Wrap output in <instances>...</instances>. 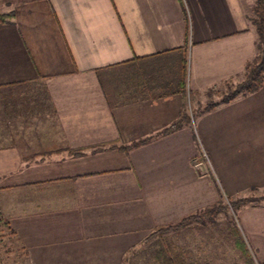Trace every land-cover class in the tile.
I'll use <instances>...</instances> for the list:
<instances>
[{
    "label": "crops",
    "instance_id": "obj_1",
    "mask_svg": "<svg viewBox=\"0 0 264 264\" xmlns=\"http://www.w3.org/2000/svg\"><path fill=\"white\" fill-rule=\"evenodd\" d=\"M252 4L0 0L11 13L0 22V222L24 264H155V227L220 193L264 190V76L255 92L190 115L255 55ZM182 61L184 96L174 91ZM181 112L190 121L155 135ZM235 219L264 264V199ZM212 220L170 230L186 229L192 249L164 234L192 264H244L229 228L230 260L209 244Z\"/></svg>",
    "mask_w": 264,
    "mask_h": 264
},
{
    "label": "trees",
    "instance_id": "obj_2",
    "mask_svg": "<svg viewBox=\"0 0 264 264\" xmlns=\"http://www.w3.org/2000/svg\"><path fill=\"white\" fill-rule=\"evenodd\" d=\"M11 17V13H0V22L6 21ZM250 24L253 26L256 41H255V55L248 60L242 72L233 78H228L222 82L223 90L218 91L219 97L215 100H208L204 105L196 111V113L206 112L214 109L219 104L228 103L237 96L246 95L253 93L260 88L263 82L264 76V0H253L251 7V14L247 17ZM180 71V77L176 82L174 91L184 96L185 89V71L184 62ZM212 89H207L204 95H208ZM190 94V93H188ZM195 113V114H196ZM191 116L194 115L191 111ZM190 121V116L181 112L174 122L168 127L158 131L155 135L163 134L178 128L182 123ZM154 135V136H155ZM151 137V136H150ZM149 136L137 141H133L127 145L118 146L117 149L123 152H127L133 147L147 141ZM104 144V143H103ZM100 144V145H103ZM85 148H79L77 150H70L69 152L73 155L83 154L82 150ZM99 149V148H98ZM55 151V150H48ZM260 199H264V195L260 196H243L235 199H228L226 205H222L218 201L210 206H206L194 213L188 214L181 217L174 223L159 225L155 227L149 235H155L156 249L154 251V262L155 264H192L187 257L185 249L176 246L173 241L164 233L168 230L179 228L192 221H205L212 220L216 213L225 210L227 207L232 211L237 210L240 206L255 202ZM230 234L233 240L234 248L239 252L244 264H252V259L247 252L245 245L241 239L240 232L237 226L232 223L229 227Z\"/></svg>",
    "mask_w": 264,
    "mask_h": 264
},
{
    "label": "rangeland",
    "instance_id": "obj_3",
    "mask_svg": "<svg viewBox=\"0 0 264 264\" xmlns=\"http://www.w3.org/2000/svg\"><path fill=\"white\" fill-rule=\"evenodd\" d=\"M222 90H223V85L221 84V86L214 88L213 91H211L207 96L206 95L204 96L205 99L203 100V103H199V102L194 103L192 101V104H190L191 106L190 111H192V113H194L195 115L196 111L200 109L206 101L217 99L219 97L218 91L221 92ZM262 193H264V190H246L244 194L241 195L237 193V196L235 197L230 196V195H225L224 193H220V199L218 200V202L221 203L222 205H226L228 203V199L231 200V199H235L238 197L250 196V195L260 196L259 194H262ZM235 211H232L230 208L227 207L225 210L218 213L217 216H215L213 220L210 222L212 236L210 237L209 244L212 246L217 245L216 248H218V245L222 247V251L224 253L226 252V256H227L226 259L228 260H230V257H231L229 252L233 249L232 244H231V236L228 232V228H229V225H231L232 223H234L237 226V222L235 219ZM185 230L182 232L181 231L177 232L176 235H174L173 233L170 232V230H168L169 231L168 234L170 238L172 237V239L175 242H178L181 245H185V246L187 244V246H189L192 249L194 248V246L191 244V242H189L190 245L187 243V237H185L186 236L185 234L187 231ZM213 234H215L216 236H213ZM240 236H241V233H240ZM191 239H193L195 247L196 246L202 247V244L200 242L201 236H197ZM188 241H190L189 238H188ZM146 242H148V246H149L148 253L151 257L152 250L155 247V235L154 234L148 235L146 238ZM16 246L17 245L14 242L13 237L10 235L9 232H7L6 228L4 227V223L2 226L0 222V264H24V254L21 251V249H18ZM207 251H209L210 254L220 253L218 249H215L214 247L208 248ZM220 251H221V248H220ZM200 252L201 251L199 252L195 251V256H199V255L203 256V254H201ZM248 253L252 259V264H261L256 259V256L253 250L250 249ZM206 255L208 254L206 253ZM226 264H230V263L228 262Z\"/></svg>",
    "mask_w": 264,
    "mask_h": 264
},
{
    "label": "built area",
    "instance_id": "obj_4",
    "mask_svg": "<svg viewBox=\"0 0 264 264\" xmlns=\"http://www.w3.org/2000/svg\"><path fill=\"white\" fill-rule=\"evenodd\" d=\"M200 157H204V154L203 153H201L200 154ZM196 165H200V162L196 159Z\"/></svg>",
    "mask_w": 264,
    "mask_h": 264
}]
</instances>
